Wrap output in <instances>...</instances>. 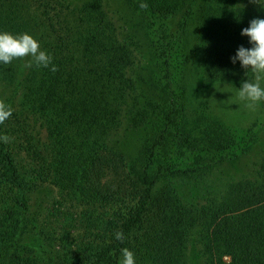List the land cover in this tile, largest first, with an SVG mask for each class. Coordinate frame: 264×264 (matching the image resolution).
<instances>
[{
  "label": "trees",
  "instance_id": "trees-1",
  "mask_svg": "<svg viewBox=\"0 0 264 264\" xmlns=\"http://www.w3.org/2000/svg\"><path fill=\"white\" fill-rule=\"evenodd\" d=\"M254 18L264 10L242 0H0V30L29 33L51 56L48 67L0 64L11 110L0 122V264H119L121 249L136 264H264V157L212 192L201 161L212 152L192 169L185 157L151 171L175 122L172 61L196 47L202 78L253 79L230 57L249 47L240 31ZM208 128L196 150L227 148L229 133ZM225 155L215 163L231 165Z\"/></svg>",
  "mask_w": 264,
  "mask_h": 264
},
{
  "label": "rangeland",
  "instance_id": "rangeland-1",
  "mask_svg": "<svg viewBox=\"0 0 264 264\" xmlns=\"http://www.w3.org/2000/svg\"><path fill=\"white\" fill-rule=\"evenodd\" d=\"M242 2L254 11L261 9L255 0H242ZM145 56L146 68L151 72L153 70L156 72V68L154 69L151 62L152 59L149 58L148 54H145ZM172 62L169 78H167L170 81L167 91L171 90V96L175 102L178 100V104L175 106V122L171 124L165 137V144L160 150L161 157L154 159L151 171L155 172L159 164L182 167L185 157H190L189 167L192 169L194 159L202 157L204 151L206 154L212 152L214 153L213 156H203L204 158L201 160L204 165L208 163L210 165L207 166L211 168L208 188L212 192L219 188V184L223 179L244 177L250 173V168H259L264 157V102H260L253 108H246L244 102L239 99L237 90L244 80L247 79L253 82L254 76L251 80L249 74H244L241 80L236 77H227L219 81L204 79L201 73V57L199 49L196 47L189 52L186 63H183V60L180 59ZM261 84L264 86V80L261 81ZM180 87L181 89L184 87V91L187 92L184 96ZM150 88L154 91V84ZM181 97L183 98L182 106L179 104ZM155 117H157V114ZM184 118L187 121L186 131L180 129L181 119ZM219 126L225 134L229 133L230 135L228 147L214 151L204 147L200 148L201 150H196L197 144L200 143L198 141L200 132L209 127L212 129L211 131L208 128L210 130L209 138L218 137L221 131ZM138 142H140V138ZM178 146H184L185 152L177 151ZM136 149L135 146L124 149L129 155L128 158H131H129L130 160H134L137 156ZM218 153H221V155L226 154L225 157L228 156L233 159V163L230 165V163L223 161L216 164V160L221 157L217 156ZM187 197L188 193L185 195V199ZM197 238V234H194L191 238L192 242L196 241V243H193L196 245L194 246L195 251H192L194 255L199 253L201 246ZM196 261L197 259L192 258L188 261V264H195Z\"/></svg>",
  "mask_w": 264,
  "mask_h": 264
},
{
  "label": "clouds",
  "instance_id": "clouds-1",
  "mask_svg": "<svg viewBox=\"0 0 264 264\" xmlns=\"http://www.w3.org/2000/svg\"><path fill=\"white\" fill-rule=\"evenodd\" d=\"M264 10V0H255ZM242 37L247 38L249 47L240 46L235 54L230 57V62L239 63L242 69L254 74V81L244 80L238 90V97L244 102L246 108H253L260 102H264V18H254L249 21L248 26L240 31ZM28 57L31 67L34 62L37 66L48 67L51 64V56L41 49L39 41L29 33L13 34L0 30V64H10L13 60ZM54 70V66L53 69ZM245 72V73H246ZM11 115V110L0 105V122ZM9 137L0 134V142H7ZM121 232L115 233L117 240L122 239ZM119 264H136L133 254L127 249H121Z\"/></svg>",
  "mask_w": 264,
  "mask_h": 264
}]
</instances>
